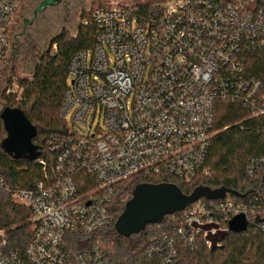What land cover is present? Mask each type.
<instances>
[{
	"label": "built area",
	"instance_id": "obj_1",
	"mask_svg": "<svg viewBox=\"0 0 264 264\" xmlns=\"http://www.w3.org/2000/svg\"><path fill=\"white\" fill-rule=\"evenodd\" d=\"M165 2L149 13L139 2L113 1L87 12L82 23L96 27L95 45L72 57L60 110L74 128L50 136L46 156L34 161L42 178L30 187H12L0 172V191L31 210L34 231L24 250H14L0 228V264H111L99 241L73 253L66 235L109 224L121 184L133 177L192 183L210 175L217 104L264 117V78L254 75L264 66V0ZM16 7L0 0V71ZM246 174L258 186L245 198L187 207L181 226L152 237L147 254L174 264L179 245L218 247L241 214L264 234V221H256L264 218V155L248 160Z\"/></svg>",
	"mask_w": 264,
	"mask_h": 264
},
{
	"label": "trees",
	"instance_id": "obj_2",
	"mask_svg": "<svg viewBox=\"0 0 264 264\" xmlns=\"http://www.w3.org/2000/svg\"><path fill=\"white\" fill-rule=\"evenodd\" d=\"M159 2L137 4L141 11L149 13L160 8ZM86 17H89V13L83 12L75 35L65 31L57 34L50 49L34 65L31 77L19 80L23 88L21 100L2 95L3 108L21 109L36 127L37 135L33 143L40 147L41 157L46 156V144L50 136L68 130L67 123L60 117V110L68 86L71 59L76 53L91 50L95 45L96 27L92 24L83 25L82 20ZM263 72L264 66L258 67L254 75L264 78ZM215 128L218 133L213 139L207 160L211 168L210 175L200 176L192 183L169 177L141 176L124 181L110 206L113 220L88 235L68 233L67 247L77 253L90 249L99 241L111 264H161L157 256L147 254L149 241L152 237L180 227L183 213L166 216L162 223L148 225L144 231L129 238L118 235L114 228L115 222L137 184L172 182L185 193H191L199 185L212 188L225 186L239 192L255 189L258 180L247 176L246 166L251 157L264 155V117H249V112L236 103H219L215 108ZM6 136L0 117V172L12 187L28 188L42 178L41 168L34 161L13 160L9 157L1 145ZM30 218L31 210L27 206L16 203L9 193L0 191V228L6 232L12 249L24 250L29 244L34 232ZM217 239L221 245H214L211 249L201 243L195 250L179 245V257L174 264H264V234L258 224H250L241 233H225Z\"/></svg>",
	"mask_w": 264,
	"mask_h": 264
},
{
	"label": "water",
	"instance_id": "obj_3",
	"mask_svg": "<svg viewBox=\"0 0 264 264\" xmlns=\"http://www.w3.org/2000/svg\"><path fill=\"white\" fill-rule=\"evenodd\" d=\"M0 117L7 132L1 143L4 152L13 160L38 159L41 155L40 147L33 143L37 129L24 112L19 108L5 107L1 110ZM250 192L251 190L242 193L225 186L212 188L199 185L191 193H185L172 182L139 183L134 187L114 228L118 235L129 238L144 231L148 225L162 223L166 216L184 211L202 199L217 200L228 194L242 199ZM256 221L263 222L264 218L258 216ZM248 227L249 221L244 214L229 222V229L234 233L244 232Z\"/></svg>",
	"mask_w": 264,
	"mask_h": 264
},
{
	"label": "rangeland",
	"instance_id": "obj_4",
	"mask_svg": "<svg viewBox=\"0 0 264 264\" xmlns=\"http://www.w3.org/2000/svg\"><path fill=\"white\" fill-rule=\"evenodd\" d=\"M76 9L71 14L66 16H61V18H51L49 19L50 25L43 24L39 22L38 31L33 33L31 40L26 43V45H14L13 49L8 55V59L5 67L0 72V112L3 109L4 101L2 95L13 97L17 100L18 95L16 92H23V88L19 83V80L22 78L31 77V71L34 68V65L39 61L42 54L50 49L51 42L54 37L62 31L69 33L70 35H75L79 27L80 18L83 12H88L90 9L104 3V2H129V3H145L156 0H96ZM141 1V2H140ZM158 1V0H157ZM158 3L165 4L166 0H159ZM159 7V6H158ZM52 9H47L41 14L40 21L46 19L47 16H51ZM83 21V20H82ZM15 39L13 42L15 43ZM56 46L53 47L55 51ZM71 82V79H69ZM15 93H13V91ZM19 90V91H17ZM61 117V113H60ZM244 119V118H243ZM243 119L241 121H243ZM240 121V122H241ZM97 122V121H96ZM68 129L74 128L72 115L69 114L66 120ZM96 126V124H95ZM218 131L216 130V134ZM215 134V136H216ZM214 136V137H215ZM31 219V218H30ZM31 221V220H30ZM32 223V222H31ZM33 228V224H32ZM81 240V239H80Z\"/></svg>",
	"mask_w": 264,
	"mask_h": 264
},
{
	"label": "flooded vegetation",
	"instance_id": "obj_5",
	"mask_svg": "<svg viewBox=\"0 0 264 264\" xmlns=\"http://www.w3.org/2000/svg\"><path fill=\"white\" fill-rule=\"evenodd\" d=\"M46 1L47 0H16L17 7L8 27V34L10 37L9 53L15 44L26 45V43L32 39V32L36 33L38 31L39 22L50 25L49 19L61 18V16L69 15L76 9L92 2L91 0H49V3H46ZM44 4L45 6L43 7ZM48 8L53 11L51 12V16H47L46 19L40 21L41 14ZM13 39L16 40L15 43ZM6 62L1 71L5 67Z\"/></svg>",
	"mask_w": 264,
	"mask_h": 264
}]
</instances>
